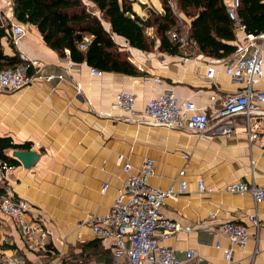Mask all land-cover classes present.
I'll use <instances>...</instances> for the list:
<instances>
[{
    "label": "crops",
    "instance_id": "1",
    "mask_svg": "<svg viewBox=\"0 0 264 264\" xmlns=\"http://www.w3.org/2000/svg\"><path fill=\"white\" fill-rule=\"evenodd\" d=\"M149 7L163 12L160 0L151 1ZM178 13L188 23V32L191 21ZM138 14L147 16L146 10ZM2 16L7 22L12 19L22 25L16 21L13 7ZM24 26L27 34L13 43L15 49L39 61L43 73L64 75L65 79L0 94V137L29 145L30 151L39 154L38 161L29 169L21 163L12 167L6 184L15 198L28 201L36 214L43 217L56 255L26 250L20 230L0 212V264L9 257L27 264H79L80 258L112 264L109 244L96 239L88 226L79 229L78 225L92 214H106L124 187L128 175L118 161L119 155L126 157L135 173L147 159H153L156 171L150 184L162 190L177 189L182 179L180 173L185 171L187 192L168 199L162 208L165 217L192 228L191 232L182 231L163 243L178 258L185 259L186 252L192 250L195 263L228 264L224 251L217 249L216 244L227 248L230 242L218 227L223 222H239L247 227L250 240L245 248L236 250L234 260L238 264H264V201L257 207L251 193L225 191L226 185L233 182L264 187V116L251 118V131L260 134L253 141L244 116L233 118L231 137L205 138L188 130L130 120L115 102L118 93L129 92L137 99L136 111L142 114L150 99L172 92L195 102L213 117L221 109L223 97L243 88L226 74L227 67L236 60L235 54L215 59L190 45L182 48L184 56L170 55L160 52L159 40L154 50L143 52L114 37L143 75L95 76L92 67L70 63L68 57L61 58L50 49L36 27ZM148 34L156 35L154 29H149ZM246 37L244 31L236 30V40L231 44L237 46ZM3 45L6 54H14L7 40ZM262 57L264 60V50ZM210 67L216 71L213 80L207 78ZM77 84L81 95L77 93ZM257 89L264 91V79ZM215 93L219 96L213 101ZM261 108L264 110V105ZM101 111L111 112L114 117H102ZM200 181L204 191L199 189ZM106 184L109 187L104 191ZM253 215L257 216V223L250 221Z\"/></svg>",
    "mask_w": 264,
    "mask_h": 264
},
{
    "label": "built area",
    "instance_id": "2",
    "mask_svg": "<svg viewBox=\"0 0 264 264\" xmlns=\"http://www.w3.org/2000/svg\"><path fill=\"white\" fill-rule=\"evenodd\" d=\"M175 16L179 13L175 0H167ZM226 13L237 30L244 31L243 20L239 16L241 0H223ZM12 6V5H11ZM3 25L10 24L12 42L17 43L26 34L24 25L16 24L12 19L7 22L0 14ZM173 42L188 47L187 35L180 26L170 32ZM85 45L81 48L85 49ZM264 32L258 36L247 35L246 39L237 44L236 60L226 69V74L243 86L240 92L225 96L221 99V109L210 117L205 110L197 107L196 103L177 97L172 92H165L158 97L150 99L145 111L139 114L136 107V97L129 92H120L115 97L117 108L124 112L128 119L143 122L151 126H163L169 129L188 130L200 137H231L234 134L233 118L244 116L248 122V135L253 141L260 134L251 131L250 123L253 115L264 116V91L257 89L264 79ZM25 65L15 69L0 72V94L13 93L35 85L39 82L52 83L63 81L64 75L55 73H43L41 63L20 54ZM69 62L72 61L69 59ZM73 63V62H72ZM73 65V64H72ZM70 73V69L68 70ZM95 76H101L103 72L92 68ZM215 69H208L207 78H215ZM78 95L82 90L80 85L75 86ZM219 94L215 93L212 100L215 101ZM102 117L113 118L111 112L101 111ZM264 133V130H263ZM188 158V156H186ZM118 161L123 165L124 172L128 175L124 187L119 190L110 210L103 215H90L83 220L78 228L88 226L93 236L103 243H108L113 252L112 264H199L195 263V252H186V258L180 259L176 252L164 245V241L182 231L191 232V227H185L181 223L165 217L162 208L170 198H177L185 194L188 182L183 179L185 171H181L182 179L178 188L162 190L150 184V178L155 175V161L147 159L143 166L135 173L132 164L124 155H119ZM11 166L3 164L0 168V184L5 186V195L0 201V212L11 219L20 234L26 250L32 253L44 251L47 246L53 244L51 233L43 223V217L37 215L31 204L23 199H17L6 184L9 179ZM109 185L104 186V191ZM200 191L205 190L204 183H199ZM225 191L233 194L251 193L258 207L264 201V187L249 186L243 182H233L225 187ZM216 218L215 214L211 215ZM250 221L257 223V216L250 217ZM218 230L228 238L230 246L222 247L218 242L216 248L223 250L228 264H238L234 260L237 249H243L250 240L247 227L239 222H223ZM82 238L81 231L78 234ZM79 264H98L96 261L80 258ZM2 264H26L16 258L9 257ZM34 264H58L54 261H39Z\"/></svg>",
    "mask_w": 264,
    "mask_h": 264
},
{
    "label": "trees",
    "instance_id": "3",
    "mask_svg": "<svg viewBox=\"0 0 264 264\" xmlns=\"http://www.w3.org/2000/svg\"><path fill=\"white\" fill-rule=\"evenodd\" d=\"M160 1L163 12L147 5L146 17L135 11L137 0H12V7L16 21L36 27L46 45L61 58L68 57L76 64L85 63L103 73L140 77L143 73L114 37L124 39L131 48L143 52L154 50L159 40L160 52L184 56L181 45L170 38V32L180 27L178 19L168 1ZM175 1L178 11L191 21L188 46L195 45L198 51L215 59L235 54L237 46L231 43L236 40L237 29L226 13L223 0ZM239 16L247 35L258 36L264 32V0H241ZM10 28L11 25H3L0 18V72L25 65L13 45ZM149 29H154V37L148 34ZM4 40L14 49L13 55L6 54ZM83 45L85 49L81 48ZM16 150L30 151L31 147L0 137V168L3 164L20 166L18 160L9 156L10 151ZM5 191V186L0 184V201ZM41 253L56 255L52 244L37 254Z\"/></svg>",
    "mask_w": 264,
    "mask_h": 264
},
{
    "label": "rangeland",
    "instance_id": "4",
    "mask_svg": "<svg viewBox=\"0 0 264 264\" xmlns=\"http://www.w3.org/2000/svg\"><path fill=\"white\" fill-rule=\"evenodd\" d=\"M137 1L139 2L134 4V9L138 13L143 14L144 8L141 6V3L144 2L145 4L149 6V3L151 1L155 2L157 0H150V1L149 0H137ZM11 5H12V0H0V14L1 15H3V13L8 14L11 11V7H12ZM177 19H178V23L180 24V26H182L184 28V31L187 32L188 23L186 22V20L180 14L178 15Z\"/></svg>",
    "mask_w": 264,
    "mask_h": 264
},
{
    "label": "water",
    "instance_id": "5",
    "mask_svg": "<svg viewBox=\"0 0 264 264\" xmlns=\"http://www.w3.org/2000/svg\"><path fill=\"white\" fill-rule=\"evenodd\" d=\"M141 6L145 8L147 4H142ZM12 157L18 160L24 168H31L39 159V154L36 151H24L16 150L12 153Z\"/></svg>",
    "mask_w": 264,
    "mask_h": 264
}]
</instances>
